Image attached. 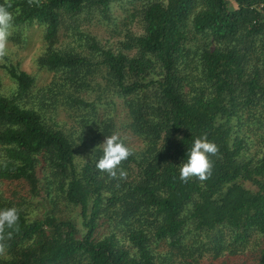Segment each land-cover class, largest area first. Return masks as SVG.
Masks as SVG:
<instances>
[{
  "label": "trees",
  "instance_id": "1",
  "mask_svg": "<svg viewBox=\"0 0 264 264\" xmlns=\"http://www.w3.org/2000/svg\"><path fill=\"white\" fill-rule=\"evenodd\" d=\"M126 1L0 0L12 27L44 26L47 46L37 64L56 77L28 108L19 99L35 78L19 64L1 66L17 93L4 96L0 78V184L28 192L0 191V209L19 210L12 235L0 233V264H201L210 252L212 263L264 264V149L247 157V135L239 134L246 124L264 135V25L254 24L255 0H142L145 33L128 34L123 51L89 36L88 56L54 48L64 16L98 10L109 21L112 5ZM96 75L124 100L128 127L143 143L121 162L124 177L96 168L99 141L113 134L111 118L101 126L95 105L80 96L95 89ZM57 104L90 132L82 165L83 138L46 120L45 106ZM201 136L218 149L211 174L183 182L179 167ZM61 203L79 210L81 227L61 214ZM103 224L110 233L98 238ZM254 236L261 243L250 257ZM162 245L165 255L157 252Z\"/></svg>",
  "mask_w": 264,
  "mask_h": 264
},
{
  "label": "rangeland",
  "instance_id": "2",
  "mask_svg": "<svg viewBox=\"0 0 264 264\" xmlns=\"http://www.w3.org/2000/svg\"><path fill=\"white\" fill-rule=\"evenodd\" d=\"M141 2L142 0H131V2L114 3L111 7L109 15L111 20L109 21L103 18V14L98 10H85L74 17L64 16L54 48L62 51L73 49L88 56L91 54V50L86 46V36H89L94 37L98 44L104 49H111L114 52L123 51V44L127 41L128 34L140 36L145 33L141 22ZM44 30V26L38 24L20 28L12 27L6 45L7 54L0 56V78L3 84L2 94L4 96L11 97L16 94L17 84L1 67L3 64H19L21 70L35 78V83L31 92L19 99L20 103L28 108L36 106L38 104V99L43 94L47 93L48 88L51 87L54 80H56L54 73L48 72L45 69H40L37 64V59L44 54V50L47 46L44 40ZM14 34H16L18 38L17 41L13 40L14 38L12 36ZM261 50V45L257 43L254 50L257 56L261 54ZM124 52L129 56L136 53V51ZM94 80L95 83H97L95 89L91 92L81 93L80 96L95 105V118L101 123V126L107 118H111L113 133H118L130 148L135 151H140L143 147V143L132 134L128 127L130 119L124 100L104 89L106 82L102 79L101 75H96ZM72 113L70 107L62 104L45 106L46 120L48 123L51 121L49 118L52 117L53 122L59 124V127L67 132L73 133L76 138H83L82 140H78L80 145L79 154L76 159L77 163L82 165L88 160L87 153L89 150L86 147H90L91 145V141L89 140L90 132L86 130L87 132L82 133L84 130L79 123L80 119L71 118L69 114ZM239 129V134L241 136L247 135V143L249 145L247 157L259 155L264 149V140L261 137V135H264L259 133V131H254L253 127H248L246 124H243ZM104 140L105 138H102L99 144L101 145ZM0 191L6 196L14 192L19 193L21 196H26L28 192L23 184H17L13 187L8 183L0 184ZM63 204L64 203H61L60 205V210L63 212L61 214L72 218L77 225L81 227L79 210L71 206H63ZM27 207L30 209L34 208L35 212L43 211L44 208L41 205L33 207L30 203L27 204ZM109 233V225L103 224L98 230L97 237L103 238ZM260 243L261 238L259 236L252 237L248 244V249L246 250L250 257H253L252 253L259 249ZM122 245L128 247L126 243H122ZM167 249L166 245H162L160 248H157V252L165 255ZM211 257L212 252L206 253L201 264H217L212 263ZM245 259H248V257H245ZM237 261L238 259L232 258L229 262L236 263ZM169 264H179V261Z\"/></svg>",
  "mask_w": 264,
  "mask_h": 264
},
{
  "label": "clouds",
  "instance_id": "3",
  "mask_svg": "<svg viewBox=\"0 0 264 264\" xmlns=\"http://www.w3.org/2000/svg\"><path fill=\"white\" fill-rule=\"evenodd\" d=\"M13 26L12 13L7 8L0 6V56L7 54V40L10 29ZM102 145V156L96 162V168L101 174L116 178L126 176V172L120 167L121 162L126 160L132 149L125 143L118 133L106 136ZM215 143L208 141L205 137H197L192 141L191 147L187 150L186 160L179 167V179L187 182L190 178L200 181L207 179L211 174V155L217 152ZM19 210L16 207L0 209V233L7 236L12 235L18 227ZM5 230H7L5 232Z\"/></svg>",
  "mask_w": 264,
  "mask_h": 264
},
{
  "label": "built area",
  "instance_id": "4",
  "mask_svg": "<svg viewBox=\"0 0 264 264\" xmlns=\"http://www.w3.org/2000/svg\"><path fill=\"white\" fill-rule=\"evenodd\" d=\"M226 2L232 3V0H225ZM250 10L255 12L256 18L254 24L264 25V0H255L254 3L249 5Z\"/></svg>",
  "mask_w": 264,
  "mask_h": 264
}]
</instances>
